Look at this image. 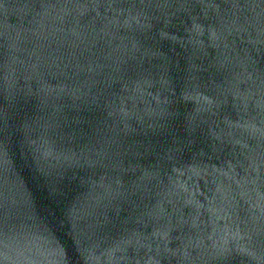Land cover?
I'll return each mask as SVG.
<instances>
[{"label": "water", "instance_id": "95a60500", "mask_svg": "<svg viewBox=\"0 0 264 264\" xmlns=\"http://www.w3.org/2000/svg\"><path fill=\"white\" fill-rule=\"evenodd\" d=\"M0 264H264V0H0Z\"/></svg>", "mask_w": 264, "mask_h": 264}]
</instances>
